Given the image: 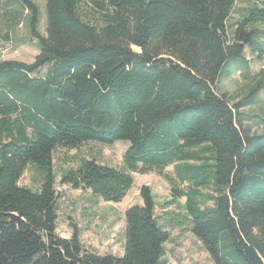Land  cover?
Segmentation results:
<instances>
[{"label": "trees", "instance_id": "16d2710c", "mask_svg": "<svg viewBox=\"0 0 264 264\" xmlns=\"http://www.w3.org/2000/svg\"><path fill=\"white\" fill-rule=\"evenodd\" d=\"M6 1L25 13L39 51L30 63L0 61V264H160L169 235L148 185L124 212L120 256L85 248L76 225L66 238L56 231L53 151L119 140L131 169L173 165L189 183L178 196L213 264H264V130L251 131L240 111L264 89V71L238 99L217 87L246 49L264 53L248 29L264 23V0L231 24L238 0H45L43 32L34 0ZM28 165L37 189L19 185ZM58 177L106 202L133 183L93 159Z\"/></svg>", "mask_w": 264, "mask_h": 264}, {"label": "rangeland", "instance_id": "374dc122", "mask_svg": "<svg viewBox=\"0 0 264 264\" xmlns=\"http://www.w3.org/2000/svg\"><path fill=\"white\" fill-rule=\"evenodd\" d=\"M39 7L40 31L44 30L45 0H34ZM6 0H0V61L16 60L30 63L39 51V44L28 36L25 13L17 3L5 6ZM263 5L256 0H238L228 19V24L242 19L244 9ZM15 15L16 24L6 16V12ZM96 17H93V19ZM11 23V24H10ZM251 27V28H250ZM256 29V39L264 50V23L257 22L248 29ZM9 32V39L2 36ZM247 68H246V63ZM244 67L246 68L244 70ZM47 66L41 69L45 72ZM229 77L222 76L217 87L230 97L240 98L248 92L254 81L258 80L264 71V53H252L245 50L243 61L237 59L227 66ZM244 70V71H242ZM224 77V78H223ZM256 95V94H255ZM244 125L251 131L260 133L264 130V89L257 94L256 101L241 108ZM129 147V142L119 140L111 145L88 141L77 148L57 147L53 151V168L56 173L55 188L57 190L56 231L61 237H69L72 225L80 231V240L85 248L99 255L122 254L123 232L125 227L124 212L134 204H140L139 188L148 185L155 199L154 214L158 223L168 232L164 244V255L160 264H213L201 243L189 230L190 219L184 203L185 195L178 196L182 191H188L189 183L182 182L174 174V166L154 168L142 172L141 164L130 168L124 164L123 155ZM83 159H93L96 163L107 165L129 173L133 179L131 187L118 202L104 201L94 196L90 190L74 189L59 183L58 174L64 170L74 169ZM191 163V162H190ZM40 179L34 167L28 165L19 180V185L37 189ZM205 205L211 206L213 192L210 188L199 190Z\"/></svg>", "mask_w": 264, "mask_h": 264}]
</instances>
